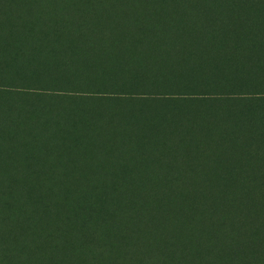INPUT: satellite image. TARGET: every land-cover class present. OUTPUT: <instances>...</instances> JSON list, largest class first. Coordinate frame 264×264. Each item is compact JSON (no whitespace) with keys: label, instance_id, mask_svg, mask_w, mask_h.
I'll use <instances>...</instances> for the list:
<instances>
[{"label":"rangeland","instance_id":"rangeland-1","mask_svg":"<svg viewBox=\"0 0 264 264\" xmlns=\"http://www.w3.org/2000/svg\"><path fill=\"white\" fill-rule=\"evenodd\" d=\"M130 3L133 7H130ZM145 7L140 0H0V187H5V182L8 186L15 181L10 177L13 169L10 162L11 151L18 150L22 146L31 154L30 158L38 162L36 136L48 125L53 132L54 126L51 125L56 123L53 119L56 111L62 112L67 109L70 112L69 117L74 113H80L86 118L90 117L89 114H95L94 118L98 121L103 117V113H107L109 117L115 116L116 112L124 116L126 114L127 124L139 131L136 139L133 138L130 142L127 134L110 124L106 125L110 128L108 132L101 136L100 129L96 127L90 129L89 119L84 118L83 124L69 119L60 121L62 128L68 127L74 132L72 143L69 144L61 136L57 144L60 152L57 162H64L62 167L57 168L65 172L68 186L60 187V182L56 184L57 191H60V199L69 201L70 190L75 187V184H72L74 181L91 179L95 183L90 192L83 194L84 203L80 209H73V214L70 216L53 204L54 196L48 189H42L38 185V194H33L30 198L36 202L39 196L48 199L46 206L54 208L56 214L45 220H56V216L60 218L59 233L51 236L42 235V231L37 228L33 230L31 236H28L24 230L26 223L19 222L18 236L15 234L16 238L11 240L13 245L11 249L18 252L17 257L11 258L14 259L13 264H23L22 261H28L26 264H29V261H32L22 253L24 250L20 248L17 239L19 234L23 237L21 245L27 248L32 244L39 249V243L36 241L38 239L47 246L51 239L62 240L58 248V255L62 256L57 255V257L60 261L70 258L73 264H128L127 257L133 258L131 249L134 247L139 249L140 257L130 264H187L184 260L185 256L178 249L179 245L169 243L172 241L169 234L161 228L147 224V228H143L142 231L129 232L125 229L126 215H136L137 211L136 201L132 200L133 203H129L125 191L131 189L138 181L140 164L147 163L144 164L146 172L158 167L165 172L164 176L176 165L179 158L174 147L175 139H169L165 146L160 147L153 145V141H156L160 135L166 138L169 132L173 135L169 129H175V121L180 115L181 108L191 113L189 122L192 123L189 129L183 128L186 144L182 150L185 156L193 155L190 150L197 149L198 140L194 125L204 119L201 115L197 119V115L193 112L197 105L192 109L191 105L163 101L160 103V108L163 110L160 115L158 112L155 115H148L150 109L148 102L140 103L137 112L128 103L119 107L104 104L102 106L108 111H102V106H91L87 102L73 101L69 97H60L47 103L42 99H31L20 91L21 88L27 89L28 85H39L41 81L49 85L54 82L69 85L75 81V85L79 88L80 84L87 85L88 82L84 78L80 79L78 69L84 67L87 70L90 67H97L98 72L96 76H90V83H114L115 80H119L122 87L138 85L139 91H148L157 87L151 86L153 83L150 80L147 81L146 76H150L155 81L162 80L165 82L164 85L169 82H172L171 85L175 83L176 89L171 87L155 89L161 93L182 91L183 84L197 86L199 92H214L215 87L219 85L223 92L264 95V0H208L204 3L201 17H206L210 22L205 25V31L214 47L211 50H221V54L210 55L208 59L211 62L203 64V71L199 73L192 66L184 67L183 61L174 53L173 56L165 53L154 56L151 53L149 45L145 44L144 40L154 30V20L147 18L142 25L138 23L136 16H132L134 13L137 15L136 13L145 11ZM67 10L71 13L70 18L62 15ZM115 12L119 14L115 15ZM86 20L99 25L96 29L111 25L113 31L98 29V40H101L106 32L108 33L99 46L90 44L89 47V36L84 31L78 32ZM101 32L104 34L101 35ZM153 39L158 41L157 35ZM170 46V49H174L173 45ZM134 49L140 53V57ZM55 55L56 59L51 61L50 58ZM226 57L231 58L232 61V65L228 68L225 64ZM23 58L25 60L21 62ZM37 63L39 64L36 65ZM161 64L162 67L167 68L164 70L160 67ZM57 65L60 68H74V71L69 72V75L61 72L50 76L49 74L52 73L50 68L54 69ZM167 69L169 72H166ZM260 103L255 104V101H252L242 108V119H250L252 127L247 129L246 139L241 140L239 146L241 147L248 140L257 150V158L251 161L249 168L263 175L260 181L255 178L258 185L253 190H248V194L262 201L261 210L264 213V101ZM47 104H50V107L42 113L41 110ZM216 104V107L222 106L221 103ZM137 113L147 116L143 122L137 120ZM227 115L232 114L228 112ZM60 126L57 127L61 128ZM83 131L97 132L95 138L101 139V144L94 145L95 149L84 146L83 137L79 134ZM204 139L202 138L206 143L215 141V145L220 141L208 135H204ZM49 147L48 143L41 148L45 155L50 156L51 153L47 150ZM240 147H233L232 153H236L235 150ZM128 149L132 151L131 156H127ZM123 150L126 151L124 158H118L117 152ZM95 151L99 154H95ZM163 157L165 161L160 162ZM24 160L27 161L29 158L26 157ZM227 161L231 165L240 162L238 157H229ZM241 163L244 164L243 160ZM88 164L97 165L88 168ZM24 166L25 169L21 173L32 177L35 184H38L40 177L48 176L51 172L50 170L41 172L43 169L41 170L40 166L33 169L30 168V164ZM237 168L242 170L240 165ZM30 171L34 175H31ZM87 173H91L93 178H87ZM172 176L174 175L168 177L171 183L174 181ZM52 179L57 181L54 177ZM239 179L230 173L209 176L208 181H211V190L214 191L215 198L197 193L194 197L186 199V203L196 212L204 210L212 200H217L225 212L240 191ZM151 184H154L153 180ZM162 187V185L153 187L159 193L156 197L158 203L146 202L148 206L145 216L139 214V217H146V222H150L148 216L157 212L156 209L161 210L165 196L166 199L169 197L167 188L165 190ZM146 198L145 194L139 195L141 200ZM119 202H125L127 208L121 210ZM170 202L174 205L172 201ZM248 204H251L250 199ZM175 205L182 211L181 205ZM19 209V213L15 211L16 215L28 211L23 204ZM175 210L174 207L171 209L174 217ZM247 210L246 208L243 210L244 215ZM183 218L186 221L185 229L192 226L193 219L190 216L181 217ZM2 222L7 224L4 218ZM130 235L132 237L129 238ZM30 251L33 250L30 248ZM51 251H47V254H52ZM150 256H154L151 261ZM15 260H19L18 263H15Z\"/></svg>","mask_w":264,"mask_h":264},{"label":"trees","instance_id":"trees-1","mask_svg":"<svg viewBox=\"0 0 264 264\" xmlns=\"http://www.w3.org/2000/svg\"><path fill=\"white\" fill-rule=\"evenodd\" d=\"M207 1L208 0H160L159 2L158 0V2H156V0H140V2L146 6L145 11L136 13L137 15L134 13L132 16H136L138 18V23L142 25L145 24V19L147 18H149V20H154V30H152L150 36L145 37L144 40V43L149 45L151 53H153L154 56L163 55L164 53L173 56L174 53L175 56L183 61L184 67L192 66L199 73L203 71V64L211 62V60L208 59L210 55L221 54V50H211V48L214 47L209 42L207 32L205 31V25L207 23L210 24V22L206 17H201L203 5ZM130 7H133L131 3ZM147 8L150 9L146 10ZM70 14V11L67 10L64 11L62 15L70 18ZM118 14V12H115V15ZM116 18L118 19V17ZM84 22L85 24L82 25V28L78 30V32L84 31L89 36V47L90 44H95L96 47L99 46L106 34L113 31L111 25L106 28H98L99 30L107 29L108 31L105 34L101 32V35L104 34V36L101 40H98L97 36H99V34L96 28L99 27V25L92 24L90 20ZM156 35L158 41H154L153 39ZM170 45H173L174 49H170ZM134 51L137 53V56L140 57V53L135 49ZM56 57L55 55L51 57L50 60L54 61ZM24 60L23 58L21 62H24ZM38 64L39 63L36 65ZM225 64L227 68L230 67L232 65L231 58L226 57ZM162 66L161 64L160 67ZM162 68L165 70L167 67L165 66ZM38 69H40V67ZM50 71H52V73L49 74L50 76H54V74L57 75L61 72H63L61 74L69 75V72H73L74 68H60L57 65L54 69L50 68ZM96 72H98L97 67H90L87 70L84 67L78 69L80 79L84 78L85 81L88 82L86 83L87 85L80 84L79 88L75 85V81L69 85L63 82H54L52 85H49L41 81L39 85H28L27 89L21 88L20 91L31 99H42L47 103H51L60 97H69L73 101L87 102V104L91 106L109 104L119 107V105L124 106L128 103L136 112L139 110L140 103L148 102L150 108L147 113L148 115H155L157 112L160 115L163 111L160 108V103L163 101H170L191 105L192 109L194 105H197L196 109H193V112L197 115V119H199L200 115L204 118L202 122H197L194 125L198 140L196 143L197 149L190 150L193 154L192 156H185V152L182 150L186 144L184 138L185 130H183V128L189 129L192 124L189 122L191 113L184 108L179 110L180 115L175 121V129H169L173 135L169 132L166 138L164 135H160L156 141H153V145L160 147L165 146L169 139L174 138L176 141L174 147L178 153L179 159L176 165H174L165 176V172L161 171L158 167L152 169L150 172H146L145 165H147V163H144L145 165L140 164L141 171L139 172L140 176L138 181L135 182L131 189L129 188L125 191V196L129 197V203H133L132 200L136 201L137 209L135 212L136 215H126L125 229L129 232L142 231L143 228H147V224L161 228L165 233L169 234L172 240L169 243H177L179 245L178 249H180V253L185 256L184 260L187 264H264V213H262L261 210L262 201L248 194V190L251 191L258 185V183L255 182V178L260 181L263 174L256 170L252 171V169L249 168L251 161L257 158V150L254 149L252 143L247 140L244 145L241 147L239 146L241 140L246 139L247 129L252 127L250 119H242V108L252 101H255V104L263 102L264 95L252 96L251 93L223 92L219 85L215 87L214 92H199L197 86H185L183 84L182 88H184V90L182 91H172L170 93L166 91L165 93H161L160 91H155V89H161L163 87L176 89L175 83L171 85L172 82H169L164 85L165 82L162 80L155 81L150 76H146L147 81L150 80L153 83L151 86L157 87L148 91H139L138 85L134 87L131 85L122 87V83L119 80H115L114 83H90V76H96ZM166 72H169V70L167 69ZM47 86H49V88ZM216 103H221L222 106L216 107ZM260 105H262V103H260ZM49 107L50 104L45 105L41 112H45ZM257 108H259V106H257ZM101 110L108 111V109L103 106ZM228 112L232 115H227ZM69 114L70 112L67 109H64L62 112L56 111V113H54L55 117L53 118L56 120V123L55 125H51L54 126L53 132H51L48 125V127L45 126L42 128L45 130L37 134L36 139L38 144L36 153L39 154L38 162H36V160L33 161L30 158L31 154L22 146L18 150L11 151L10 153V162L13 168L10 177L14 178L15 181L8 186H6L7 183L5 182V187H0V264H13L14 259L12 260L11 258L17 257L16 254L18 252L11 249L13 246L11 240L16 238L15 234L18 236V228H20L18 226L19 222L21 223L23 221L26 223V225H24V230L25 234L28 236H31L33 230L37 228L42 231V235L49 234L51 236L52 234L58 235L59 233L60 218L56 216V220H45L56 214L54 208H48L46 206L48 199H43L39 196L36 202L30 198L33 194H38V185L42 189H48L50 194L54 196L52 201L53 204L70 216L73 214V209H80V206L84 203L82 201L83 194L90 192L91 187L95 183L91 179L83 181L80 179L79 182L74 181L72 184H75V187L70 190L69 201H62L60 199V191H57L56 184L60 182V187L68 186L65 181V172L63 173L62 169L60 170L57 168L62 167L64 163L57 162L60 153L57 144L61 136L66 139L69 144L72 143L71 141L74 137V132L68 127L62 128V126H60V121L69 119L71 121L76 120L77 123L83 124L82 120L85 118L87 120L89 119L88 123L90 129L91 127L100 129L99 134L101 136L105 135L110 129L106 127L108 124L115 126L125 135L127 134L128 137H130V142L133 138L136 139L138 136V129L130 127L127 124L128 118L126 114L124 116L116 112L115 116L109 117L107 113H103V117L100 121L94 118L95 114H89L90 117L87 118L84 116L82 117L80 113H72L73 115L70 117ZM145 117L147 116H141L140 113H137L138 121L143 122ZM56 125L61 128H58ZM138 127H140V124H138ZM84 131L79 133L83 137L82 143H84V146L95 149L93 148L94 145L99 146L101 144L102 140H97L95 138V135L98 134L97 132L86 131L84 133ZM204 135L216 137V140L219 139L220 141H217L219 142L217 145H215V141L206 143L202 140V138L204 139ZM204 140L207 141L206 139ZM48 143L50 147L47 148V150L50 151V156L45 155L41 148L44 144ZM216 146L219 148H215ZM233 147H240L235 150L238 156H236V153H232ZM71 151L74 152V150ZM77 152L75 154H77ZM125 152L124 150L119 151L116 156L122 159L125 156ZM94 153L99 154L96 151ZM131 155L132 151L128 149L127 156ZM26 157H28L29 160L25 161L24 158ZM95 157L96 156H93V158ZM229 157H238L240 162L231 165V163L227 161ZM241 160H243L244 164L241 163ZM163 161H165L164 157L160 162ZM127 162H129V159H127ZM25 164H30L31 169L40 166V169L44 170L41 171L39 169L41 172H45V170H50L51 172L48 176L40 177L37 181L38 184H35L32 177L21 173V171L25 169ZM93 165L96 166L97 164H88V168ZM239 165L242 166V170H238L237 167ZM227 173H230V175L234 177L237 176L241 181L240 191L234 202H232V205L227 207V211L224 212V209H221V205L217 200H212L204 210H197L196 212L188 207L186 199L194 197L197 193H204L207 196L211 195V198L214 199V191L211 190V181H208V178L209 176L226 175ZM30 174L34 175L32 171H30ZM103 174L108 175L106 173ZM171 175H174L172 176L174 177L173 183H171L168 178ZM53 177L57 181L53 180ZM87 178H93L91 173H87ZM152 180L154 184H151ZM161 185L163 189L166 190L167 188L169 197L166 199L167 197L165 196V201L161 210L156 209L157 212L148 216L150 217V222H146V217H139V214L145 216L148 206L147 203H158L156 197H158L159 193L156 189H153V187L155 188V186ZM12 186L14 188H12ZM198 188H200V190H198ZM140 194H145L147 198L143 200L139 199ZM249 199L251 202L250 205L248 204ZM170 201H172L174 205ZM22 204L28 211L16 215L15 211L19 213V208ZM175 204L181 205V207H183L182 211H180ZM173 207L177 210H175V217L171 213ZM119 208L125 210L127 204L125 202H119ZM245 208L248 210L244 215L243 210ZM64 213L62 214L65 215ZM187 216H190L193 222L192 226L185 229L186 221L184 218L181 219V217ZM3 218L8 225L3 224ZM15 221H18V223L16 222V224ZM10 229L13 230L10 231ZM42 235L39 236L42 237ZM130 237L132 236L130 235L129 238ZM17 239H19L20 248L24 250L22 251L23 255L28 256V259L32 260L29 261V264H73L70 258L60 261L57 257L58 248L62 240H57L56 238L53 240L51 239L49 246H47L38 239L36 241L39 243V249H36L32 244L28 246V249L21 245L23 237L20 236V234ZM30 248L33 251H30ZM49 250H52V254H47ZM75 252L78 253V251ZM131 252L133 258L127 257L126 262L128 264L140 257L138 248L134 247L131 249ZM72 253L69 254L72 255ZM117 254L119 255V253ZM153 257L154 256H150V259H148L151 261ZM18 261L19 260H15V263H18ZM22 262L26 264L28 261Z\"/></svg>","mask_w":264,"mask_h":264}]
</instances>
